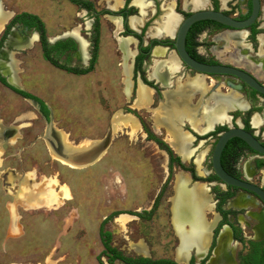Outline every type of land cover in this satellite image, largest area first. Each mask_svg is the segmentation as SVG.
Wrapping results in <instances>:
<instances>
[{
	"label": "rangeland",
	"instance_id": "obj_1",
	"mask_svg": "<svg viewBox=\"0 0 264 264\" xmlns=\"http://www.w3.org/2000/svg\"><path fill=\"white\" fill-rule=\"evenodd\" d=\"M89 1L94 3L96 11L113 5L108 0ZM186 1L180 0L182 6ZM238 1L231 0L226 6L230 9L234 5L237 7ZM261 2L264 3V0ZM0 3L1 12L9 11L14 15L26 11L37 15L49 39L60 38L69 32L78 35L77 28L81 29V26L86 32H82V36L89 39L91 15L80 11L69 0H0ZM167 4L164 0L160 1L161 11L149 24L148 32L165 15ZM245 8L243 6L244 12ZM152 10L154 6L151 4L146 17L151 16ZM138 11L137 7L132 11L133 15L142 21L145 15H140ZM239 11L237 7L228 13L237 16ZM98 20L97 59L93 70L85 75L66 73L53 67L43 58L37 41H31V48L11 52V66H15L14 60L20 62L16 65L18 72L14 71L15 77L24 90L49 107L52 113L50 125L56 130L55 137L62 148H86L90 143L106 138L107 134L108 145L111 144L99 162L84 167L82 171L64 167L57 162L74 167L78 161L63 158L54 152L44 140L47 125L36 106L0 84V130L13 128L18 135L9 136L4 143L3 137H0V264H123L119 260L108 261L107 256L111 255L102 245L101 227L111 234L109 245L126 257L146 255L152 260H180L182 236L193 240L192 233L195 232L189 224L192 219L187 220L179 230L176 221L177 209L180 214L185 212V208L193 210L188 203L192 201L193 194L181 196L180 192V183L186 185L188 177L175 164H169L166 150L173 149L171 152L177 156L167 142V129L170 128L171 132L176 130L182 138H186L195 135L189 128L193 126L187 119H181L176 125L177 130L162 119L167 115V98L174 101L183 99L196 114L206 99V91L189 83L194 80L200 82L201 77L204 89L207 87L209 90L215 80L179 63L178 70L170 73V85L159 84L158 92L152 90L148 107L138 108L135 100L138 85L143 83L142 78L158 82L153 72L156 67L159 72L165 70L159 62L167 60L173 51L159 58L146 56L143 76L137 72L133 76L131 53L136 49L135 43L127 40L125 45L120 44L123 38L117 37L115 19L104 15ZM148 32L145 40L151 37ZM217 32L216 29L200 35L199 52L224 63H235L234 59L239 57L236 49L238 38L233 31L228 32L230 39L226 43L214 39L213 34ZM262 32L263 36L264 28ZM239 37H242V44L245 43L246 35ZM258 48L257 53L264 50L262 44ZM232 52L238 57L233 59ZM223 56H230V60H224ZM57 61L64 63L60 57ZM217 90L231 93L223 86ZM231 94L239 95L236 91ZM240 111L231 108L228 113L234 114L241 123L244 114ZM155 114L163 115L160 119L166 126L155 127ZM127 115L137 119L139 128L135 132L123 124ZM248 116L251 117V124L253 120L260 122V114L256 110L250 111ZM192 119L199 118L195 116ZM252 128L258 132V129H264V123L252 125ZM38 137L43 140H37ZM216 138L200 137L191 141L192 156L183 158L186 165L191 161L199 177V184L191 191H196L197 186L198 189H205V204L211 197V187L205 177L212 174L210 157ZM2 177L7 182L5 187L1 183ZM209 209L212 210L207 208L202 215L211 225L215 213Z\"/></svg>",
	"mask_w": 264,
	"mask_h": 264
},
{
	"label": "flooded vegetation",
	"instance_id": "obj_2",
	"mask_svg": "<svg viewBox=\"0 0 264 264\" xmlns=\"http://www.w3.org/2000/svg\"><path fill=\"white\" fill-rule=\"evenodd\" d=\"M122 1V5L115 10H112L113 8H103L99 11H96L94 3L92 1H70L80 11L91 15L89 19V39L86 36H82V26L81 29H79V27L77 28L78 35L69 32L65 33L63 36L57 39H49L45 35V43L42 40L41 31L37 28V26H28L17 22L11 25H9L8 23L4 28L0 29V84L4 88H9L12 92L20 95L24 100H27L28 102H31L36 106L37 111L41 114L44 122H46L47 125L46 132L44 134V140H47L50 148H52V150L59 154V156L61 157L67 156V158H71L72 155L69 153L70 146H67V150L63 149L59 139L57 142L54 140L57 132L50 125L52 117L50 116L52 115V113H50V110L48 109L49 113L47 115H44L42 105L38 100L34 99L33 97H26L20 93L25 92L27 94H30V92L24 90L23 86L19 84V79L15 77L16 75L14 71L18 69L17 66L18 64H20V62L18 60H14L15 66H13V69L10 64L12 62L11 52L17 53L23 51V49L31 48L29 45L31 41H37L39 42V45L41 47L43 58L53 67L59 68L60 70H63L64 72L70 74L85 75L93 70L94 62L97 59L100 34L98 17L107 15L108 17L116 20L118 30L117 37L119 38L121 36L123 38L122 40H120V44L125 45L127 40H129V42L131 41L135 43L136 49H134L135 51L131 53L132 68H130L132 69L133 76L136 74V72L139 76H141V74L143 76V73L145 72L143 67L145 66L146 56H155L154 51L156 48H165V54L167 52L169 53L170 50H174L173 43L175 37L172 35L173 31L169 28V31H167L165 34L163 33L160 36H151L150 38L145 40L149 29V24L155 20V17H157L161 11L160 1L162 0H143L142 8L134 4L133 0ZM164 1L165 3H168L164 8V14L165 12L173 14L174 18H176V22L174 23L175 25L178 20L177 18L182 19L189 15L192 11H195L197 9L221 10L225 14L230 15L228 13L230 10L239 7L240 11L237 16L230 15L236 19L247 18L249 16L248 14H250L251 11L250 0H240L237 3L238 6L236 7L234 5L232 9L226 6V4L228 3L230 5L231 0H225L224 2L223 0H203L202 6H196L192 3H184V5L182 6L180 0ZM186 2L189 1L187 0ZM86 3L89 4L87 5ZM151 4L154 6V10L150 12L151 16L146 17V15L149 13H147L148 7H150ZM243 6L246 7L245 12L243 11ZM1 7L2 6L0 3V15H7V19H2L3 27V25L8 20V17H10L12 13L9 11L1 12ZM137 7L139 9V14L142 16L145 15L142 21L137 16L135 17L133 15L134 12L132 11L135 9L137 10ZM257 15L258 19L244 30V35H246L245 43L242 44L241 38L237 37L238 41L236 43V49L238 50L237 53L239 57L233 52L232 56L233 58H239L234 59L235 63H233V65H237L238 67L245 69L247 72L255 76L260 83L264 84V50H262V52L260 51V53H257L259 51L258 46L260 44L264 46V35H261L264 28V3H262L261 0L260 11ZM131 18L137 20L134 26H131ZM163 18L164 16L162 17V19ZM162 19L157 21V24L159 22H162ZM157 24L155 23L154 26H156ZM215 24L217 23L214 21L199 20V22L191 25V27L187 31L185 37V49L191 57L199 60L200 62L209 64L224 63L220 60H215L213 58H210L209 56H205L201 54V52H199V48L201 47L199 37L204 32L208 34L217 29L218 32L216 33V35L213 34V36L215 37L214 39L222 40L225 42L222 36L228 35V32L234 31L222 25V27H219L218 25L220 24ZM83 33L86 34L85 31ZM31 37H33V39H31ZM227 42L228 41H226V43ZM174 55L176 58L177 66L175 65L174 68L170 70V68L166 66L168 59L162 61L161 63L159 62V65H163L165 70L159 72L158 67H156V69L154 70L153 74L154 76H157L156 78L159 79L158 82L153 80L149 81V79L147 80V78H142V85L154 90L155 93L158 92L159 84L169 86L171 82V79H169L170 73H174L178 70L179 63L184 65V63L178 59L175 53ZM58 57L63 58L64 63L57 61ZM125 57H127V54H125ZM223 57L224 60H230V56H228L227 58L225 56ZM48 58L56 60L57 65L53 64ZM16 72L18 71L16 70ZM203 76L207 78H213L212 75ZM215 77L216 79H220V82H224L226 78L232 79L236 87H223L226 88V91L231 90V93H235L236 91L237 93H239V95L234 96L230 93V91L228 94L220 92L217 89L215 90L214 85L212 86V88H209V90H207V87L204 89V87H202L203 78H200L201 84L199 85L200 88L198 87V89H203L204 91H206V93L204 94V98L206 99L203 101V104L200 107L204 108V110L206 109V112H209L214 108H219L221 109L222 114L220 118L213 119V121H216L217 124L214 125V127L211 129H209V126L211 124L210 121L212 120H210L208 124L204 126L203 129L205 130L202 132L198 129L189 127L195 135H192L190 133V136H185L187 142L186 144H184V146H186V151L189 150L188 157L192 156L191 147L189 145L191 141H196L200 137L208 139L209 137L217 136V138L213 142L215 145L220 133L227 130V128L229 127H241L243 128V130L249 131L250 133L254 134L258 141L264 146V137L261 139V137L264 136V129H258V132L256 130H252V125L257 126L258 124L262 125V123H264V95L253 90L238 78L227 75H216ZM194 82L195 81H192L189 84L198 86L193 84ZM215 82H218V80H215ZM134 85L135 82H133V86ZM30 95L34 96L33 94ZM38 99L41 100L40 98ZM218 101L222 102L218 103ZM200 107L198 108V112L201 111ZM231 108H236L237 111L242 110L240 112H243L244 115L240 119L241 123L237 121V118L236 116H234V114L228 113V110H230ZM252 110H256L257 112H259L261 119H259L260 122H256L255 120H253V124H251V117L248 116V114H250V111ZM187 121L189 122V120ZM189 124L191 123L189 122ZM14 134L15 129L13 128H9L8 130L6 128H2V130H0V137H3V143L7 140V138H9V136L11 137ZM15 135L18 136L17 134ZM38 139L43 140V138L41 137H38L37 140ZM110 144L111 142L109 143V145ZM109 145H107L106 149H108ZM106 149L100 154V156L94 163L100 161V159L106 152ZM177 157L179 158L180 163L178 164L177 162H175L173 163L175 164L174 166H177L181 173L185 174L186 172L189 176V178L185 179L186 185H181L180 183V186H182L180 192L181 194H183L181 196H188L190 193H192L191 189L194 187V184H199V182H197L199 177L196 175L194 166L190 161L191 159L189 160L190 162L188 163V165H186L181 154L177 153ZM242 158H245V160L240 161ZM220 161L222 165L221 167H223V169L227 173L237 179L244 180L248 183L260 187L264 193V154L257 153L251 150L242 140L234 137L228 140L225 144L220 155ZM57 163L64 165V167H67L68 169L74 171H82L84 169L75 166L72 167L66 163L63 164L60 163V161H58ZM94 163H92V165ZM210 165L212 166L211 157ZM12 172L15 176L16 173L13 170ZM205 179L211 187L209 188V194H211V197L206 201V204H204L205 206L202 207L201 213L203 210L207 211V208H212V210L209 209V211H213L215 213V219L211 225L210 222H207L203 219V223H205L206 225H210V230L207 232L209 240L206 242H202V238H200V236H195V233L192 232L191 233L194 236L193 240H187L183 235L181 238V243L179 245L182 253L184 252L183 258L180 260L176 259L170 261L174 262L175 264H264V199L252 191L240 187H235L234 185L230 186L224 184L215 175L213 168L212 174L207 175ZM16 181L14 180V182ZM1 183L2 185H4V187L6 186L5 184L7 182H5L3 177L1 179ZM209 186L206 187L208 188ZM204 190L205 189H203V191ZM179 201L180 200L178 199V203ZM191 202H188L189 205L191 204ZM184 210L185 212H182L181 214L180 210L179 212L178 209L176 211L178 230L183 228L182 225L185 224L187 220L190 221V217L192 219V221H190L189 223L190 228L194 223V218H192L193 215L190 209L185 208ZM135 215L139 216V214L136 213ZM5 237H7L6 233ZM4 240L5 239H3V241ZM131 258L150 259L146 255H137L132 256Z\"/></svg>",
	"mask_w": 264,
	"mask_h": 264
},
{
	"label": "water",
	"instance_id": "obj_3",
	"mask_svg": "<svg viewBox=\"0 0 264 264\" xmlns=\"http://www.w3.org/2000/svg\"><path fill=\"white\" fill-rule=\"evenodd\" d=\"M251 3V11L249 16L245 19H236L228 14H225L221 10H212V9H197L192 11L186 17L179 19L177 18V23L174 27L172 35L175 37L173 46L174 53L177 55L178 59L184 63L189 69L195 71L199 75H212L214 80H218V82L214 81V88H218L220 86H226L227 88L236 87L234 81L232 79L226 78L224 82H220V79H216V75H227L234 78H238L243 83L248 85L253 90L258 93L264 95V84L260 83L258 79L247 72L245 69L238 67L233 64H209L205 62H200L199 60L191 57L185 49V37L188 29L196 22L210 20L214 21L217 24L228 27L234 30V36H244V30L252 25L257 19L259 11H260V0H250ZM13 17L11 14L8 17L6 23ZM6 23L2 28L5 27ZM242 38V37H240ZM201 78V77H200ZM51 116V115H50ZM216 121H212L209 129L213 128L216 125ZM238 138L242 140L251 150L264 154V146L258 141L254 134L249 131L243 130L241 127H229L227 130L220 133L213 151L211 155V163L212 168L215 175L226 185L240 187L249 191L256 193L258 196L264 199V193L262 189L256 185L248 183L244 180H240L235 178L234 176L227 173L223 167H221L220 155L221 152L231 138ZM109 141V134L106 135V138L103 140L94 141L91 146L87 149L84 147L81 149H72L69 150V153L72 155L69 159H76L78 162L75 163V167H88L94 163L100 154L106 149ZM63 158H67V156H62ZM194 185H198L195 183Z\"/></svg>",
	"mask_w": 264,
	"mask_h": 264
},
{
	"label": "bare ground",
	"instance_id": "obj_4",
	"mask_svg": "<svg viewBox=\"0 0 264 264\" xmlns=\"http://www.w3.org/2000/svg\"><path fill=\"white\" fill-rule=\"evenodd\" d=\"M188 1L189 2H185V4L192 3L196 6H202L203 5V0H188ZM224 1L225 0H223V2ZM120 3H121V0H113V5L111 6V8H113V9L116 8ZM134 3L135 4H141V0H135ZM165 13H166L165 17L163 18L164 19L163 27H161V28L154 27V29H151L149 31L150 36H160L163 33L165 34L167 31H169V28H170V30L173 31V27L175 25L174 23L176 22V18H174L173 14H171V13H168V12H165ZM2 19H7V15H0V29L2 28ZM136 22H137V20H135L133 18L130 19L131 26H134V24ZM222 38H223V40L228 41V39H230V36L224 35V36H222ZM163 53H164V51L162 48H156L154 51L155 56H162ZM175 65H176V58H175V56H171L169 58V60L167 61L166 66L169 67L171 70L172 68H174ZM193 84L199 86L200 82L195 81ZM151 94H152V89H150V88H148V87H146L140 83L138 85L135 105L138 108L145 107V106L148 107V105L151 102V98H150ZM174 95H176V94H174ZM165 105L167 106V109H166L167 115L165 116V118L162 119V121H164V122L166 121L171 128L176 127L179 120L187 119L192 124L193 128H195V129L197 128L199 131L202 132L205 130V129H203L204 126L206 124H208V122L210 120L213 121V119H218L221 117V114H222L221 109H219V108L218 109L214 108L211 111L206 112L205 111L206 109L204 110V108H201V107H200L201 111L198 112L199 109H197L196 110L197 113L194 114L195 112L191 111V107L189 108L188 103L185 102L183 99L174 101V100H169L167 98V100L165 101ZM193 108H195V107H192V109ZM195 116H198L199 119H192V117H195ZM126 117L127 118H126V120H124L123 124L125 126L129 127L132 130V132H135V130L139 128L136 117L131 116V115H127ZM161 117H163V115L162 116H159L156 114L154 115L156 128H158L157 127L158 125L162 124L161 119H160ZM212 121H210V122H212ZM162 125L166 126L165 124H162ZM169 129H167L168 130L167 131L168 132L167 141L169 142V144L172 146V148H174V150L177 153L181 154V156L184 159L187 158L189 156V150L188 151L185 150L186 146H184V144H186V142H187L186 138H182V136L180 134H178L179 132L176 131L175 129H174L175 131H172V132ZM177 130H178V128H177ZM55 139H56V137H54V140ZM55 141L57 142L58 140L56 139ZM92 144L93 143H90L85 149H87ZM63 149L67 150V148H63ZM195 190L196 191H192V194H193L192 195V202L190 204L193 207V210L191 211V213L193 215L192 218H194V223L192 224L194 231L192 230V232H195V236H197V237L200 236V238H202L201 239L202 242H206V240L208 239L207 232L210 230V225H206L205 223L200 222L201 219H204L202 216V213H201V209L203 206H205L204 205L205 204V197H204L205 195H204V191L202 188L198 189V186H197V188ZM62 192L65 193L66 191L62 190ZM122 218H124V217H122ZM127 251L130 252L129 249H127ZM183 254H184V252L179 255V257H181V259L183 258Z\"/></svg>",
	"mask_w": 264,
	"mask_h": 264
},
{
	"label": "trees",
	"instance_id": "obj_5",
	"mask_svg": "<svg viewBox=\"0 0 264 264\" xmlns=\"http://www.w3.org/2000/svg\"><path fill=\"white\" fill-rule=\"evenodd\" d=\"M70 1L76 2L78 0H70ZM86 4L88 5L89 3H86ZM17 22L22 23L24 25H28V26H35V27L37 26V28L41 31V37H42L43 42L44 43L46 42L45 41L44 24L37 15L27 13V12H21V13L15 14L11 18L9 25H11L13 23H17ZM215 25H218V24H215ZM218 26L222 27L221 25H218ZM47 57H48V55H47ZM49 60L53 64L57 65L56 60H54V59H49ZM20 93L26 97H33L34 99L38 100L40 102V104L42 105L44 115H47L49 113L47 106L41 100H39L38 98L31 96L30 94H27L25 92H20ZM162 145H165V144L162 143ZM165 147H166V145H165ZM166 150L168 151V154H169V164L171 165L175 162H177L179 164L180 163L179 158L177 156H174L169 148H166ZM169 169H171V168H169ZM99 235H100V238L102 241V245L104 246V250L107 253H110V255H111V256H107V259L109 262H114L115 260H119L123 264H175L174 262H172L170 260H166V259H159V260H152V259H147V258L133 259L131 257L123 256V255H121V253L117 252L116 249H114L113 247H111L109 245L110 238H111L110 232L103 231L102 227H101L99 230Z\"/></svg>",
	"mask_w": 264,
	"mask_h": 264
},
{
	"label": "crops",
	"instance_id": "obj_6",
	"mask_svg": "<svg viewBox=\"0 0 264 264\" xmlns=\"http://www.w3.org/2000/svg\"><path fill=\"white\" fill-rule=\"evenodd\" d=\"M110 1V2H109ZM134 1L135 0H133V3H134ZM143 0H141V4H136V5H138V6H140L141 8H142V6H143V2H142ZM112 2V4H113V0H108V3H111ZM122 0H121V3L116 7V8H114V9H117L119 6H121L122 5ZM135 4V3H134ZM111 6V5H110ZM111 8V7H110ZM23 12V11H22ZM26 12V11H25ZM21 13V12H20ZM166 14V13H165ZM15 15V14H14ZM13 15V16H14ZM164 17H165V15H164ZM163 21L162 22H159L156 26H154V27H157V28H161V27H163V23H164V19H162ZM160 26V27H159ZM163 49V51L165 50V48H162ZM165 54V51H164V53L162 54V56ZM162 56H154L155 58H159V57H162ZM171 56H175L174 55V53H171L170 55H169V58L171 57ZM169 58H168V60H169ZM167 60V61H168ZM177 66V65H176ZM256 122H258V121H256ZM186 174V178L188 177L189 178V176H188V173H185ZM54 186V185H53ZM194 187H196L195 185H194ZM18 229V228H17Z\"/></svg>",
	"mask_w": 264,
	"mask_h": 264
}]
</instances>
